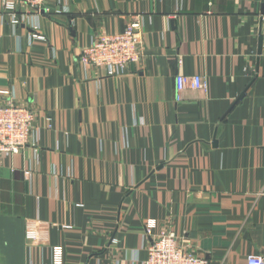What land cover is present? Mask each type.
I'll return each instance as SVG.
<instances>
[{"label":"crops","instance_id":"obj_1","mask_svg":"<svg viewBox=\"0 0 264 264\" xmlns=\"http://www.w3.org/2000/svg\"><path fill=\"white\" fill-rule=\"evenodd\" d=\"M12 1L0 105L29 106L35 130L0 156V264H139L150 220L209 264L264 256V0H52L37 31ZM133 22L138 62L79 64Z\"/></svg>","mask_w":264,"mask_h":264},{"label":"built area","instance_id":"obj_2","mask_svg":"<svg viewBox=\"0 0 264 264\" xmlns=\"http://www.w3.org/2000/svg\"><path fill=\"white\" fill-rule=\"evenodd\" d=\"M52 0H14L6 3L11 10V20L16 23H27L35 31L39 29L38 15L47 10L46 5ZM54 1V0H53ZM21 7L22 10L16 7ZM260 23L264 36V13L260 15ZM33 37L43 38L37 32ZM142 39L139 24L133 22L122 31L111 34H101L82 48L78 56L79 64L86 68L93 66L104 68L107 75L122 74L128 63L138 62L142 57ZM188 85L193 89H206V84L200 76H176L177 92ZM34 112L29 106L13 103L0 105V156L11 157L32 143L34 136ZM146 258L139 264H209V261L186 251L178 244L173 232L155 231V223L150 220L143 229ZM59 258V249L55 251ZM246 264H264V256L250 254Z\"/></svg>","mask_w":264,"mask_h":264}]
</instances>
